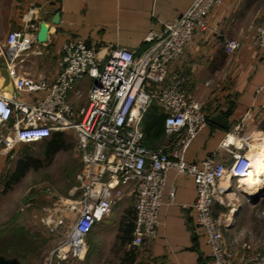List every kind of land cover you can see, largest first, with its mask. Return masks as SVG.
<instances>
[{"label":"built area","instance_id":"2783aa9c","mask_svg":"<svg viewBox=\"0 0 264 264\" xmlns=\"http://www.w3.org/2000/svg\"><path fill=\"white\" fill-rule=\"evenodd\" d=\"M224 4V0H192L185 10L164 21L160 32L152 30L146 35L149 45L144 50L113 46L103 62L82 39L67 40L61 46L58 72L50 80L29 76L16 66L19 52L38 42L31 17H23L25 29L8 32L4 42L6 67L18 95L0 89V150L10 152L18 145L71 129L80 159L76 185L67 195L56 194L50 186L41 189L52 202L43 207L52 224L50 230L63 231L66 227L44 264H52L54 258H81L87 249V235L123 197L125 187L134 212L129 247L138 248L153 240L170 170L194 184L191 207L197 231L208 249L204 264H264V245L249 256L236 258L221 231V226L227 227L231 221L227 217L222 221L212 210L215 202L223 203L227 198L230 186L222 182L236 181L248 173L258 152L241 137L226 133L198 162L184 157L190 142L207 125L209 115L188 93L186 74L176 62L195 35L208 28V14ZM250 43L264 52V16L253 27ZM239 46L235 38L224 42L228 54ZM83 77L91 79L86 104L75 107L68 101V93ZM23 93L33 100L25 99ZM254 95L262 103L253 107H264V79ZM151 107L162 115V139L156 148L145 144L143 131ZM250 115L249 111L245 118ZM240 123L243 125L245 119ZM228 134L237 143L227 142ZM223 153L228 154V162ZM168 197L174 201L175 192L171 190ZM242 247L249 245L243 243Z\"/></svg>","mask_w":264,"mask_h":264},{"label":"crops","instance_id":"0c3cea01","mask_svg":"<svg viewBox=\"0 0 264 264\" xmlns=\"http://www.w3.org/2000/svg\"><path fill=\"white\" fill-rule=\"evenodd\" d=\"M191 1L0 0V89L9 80L7 57L2 45L8 32L25 29L24 16L31 17L36 24L35 32L39 24L45 22L47 38L21 50L16 66L29 76L50 80L58 72L61 46L67 40L82 39L96 50L101 62L113 46L141 52L149 45L146 35L152 30L160 32L162 23L185 10ZM224 3L208 14V28L195 35L180 61L176 62V66L186 74L184 84L188 93L202 103L209 115L207 125L185 151L184 157L190 162H198L207 156L226 133H233L246 141L252 151L258 152L255 159L264 154V107H253L262 103L255 98L254 91L264 79V52L250 43L253 27L264 16V0H224ZM57 13L59 18L55 23L53 18ZM227 38L240 42L234 53L228 54L224 50ZM90 84L89 77L77 80L68 93V101L75 107L85 105ZM76 90L79 94L75 93ZM22 95L33 100L27 93ZM152 111L153 107L148 110L143 123ZM249 111L251 115L245 118ZM154 112L157 114V109ZM216 114L227 118V128L210 120ZM242 119H245L243 125L240 123ZM161 139L162 133L156 139L146 140L145 144L156 148ZM226 140L238 141L232 134H228ZM14 151L0 150L1 193L12 189L21 177L16 180L9 178L22 158L19 156L13 164L11 157ZM223 154L228 162V154ZM222 183L230 186L227 198L223 203L215 202L212 210L222 221L226 217L231 221L229 226H221V231L227 247L240 259L264 245V240H258L250 246L253 241L244 233V225L255 214L261 197L256 203H251L246 193H253L257 186L240 188V181L234 179ZM171 190L175 192L172 202L168 197ZM35 191L41 192L36 188L32 190ZM194 198L192 180L174 170L168 171L157 236L144 242L142 248H131L128 243L120 245L116 240L122 215L129 208L133 210L131 194L125 187L123 197L87 235L85 254L81 258L70 256L66 260L54 258L52 264H204L208 249L196 228L195 211L191 207ZM112 236L115 237L113 242L104 240ZM243 243L249 248L242 247Z\"/></svg>","mask_w":264,"mask_h":264},{"label":"rangeland","instance_id":"374dc122","mask_svg":"<svg viewBox=\"0 0 264 264\" xmlns=\"http://www.w3.org/2000/svg\"><path fill=\"white\" fill-rule=\"evenodd\" d=\"M2 48L5 50L4 44ZM61 133L63 148L50 156L44 153L46 146L42 141L16 146L12 163L19 156L23 159L30 157V163L18 184L5 193L0 192V255L16 258L22 264H44L48 251L66 228L63 231L50 230L52 224L42 207H49L51 199L43 192H32L35 188L41 190L50 186L56 194L65 196L76 185L80 159L75 152V137L71 129ZM255 210L244 225V233L253 241L250 246L264 240V194ZM104 240L113 242L115 237Z\"/></svg>","mask_w":264,"mask_h":264},{"label":"trees","instance_id":"16d2710c","mask_svg":"<svg viewBox=\"0 0 264 264\" xmlns=\"http://www.w3.org/2000/svg\"><path fill=\"white\" fill-rule=\"evenodd\" d=\"M154 110H156L155 107H153V111L150 112L149 116L147 115L146 121L143 123V131L146 135V140L148 142L152 139L158 138L162 131L163 126L160 124V120H162L161 114H155ZM43 144H45L46 150H44V153L46 156H50L52 153L58 151L59 149L63 148V138L62 133L60 132H54L46 139L42 140ZM31 158H21L19 162L16 164V168L13 172L10 173L9 178L11 180H16L20 176H22L25 171L28 168V164L30 163ZM133 210L127 209L121 218L119 233L116 237V240L118 243L124 244L129 243L131 240V234L133 229Z\"/></svg>","mask_w":264,"mask_h":264},{"label":"water","instance_id":"95a60500","mask_svg":"<svg viewBox=\"0 0 264 264\" xmlns=\"http://www.w3.org/2000/svg\"><path fill=\"white\" fill-rule=\"evenodd\" d=\"M58 18H59V15L57 13L55 14L53 18V22L57 23ZM47 30H48L47 24L45 22H41L36 32V40L38 42H44L46 40ZM3 90L7 93L13 92L15 95H18V92L13 88V85L10 79L4 85ZM210 120L223 128H227L228 126L227 118L222 116L221 114H216L212 116ZM263 194H264V180H262L261 186L257 190H255L253 193H246L247 199L251 203H256ZM0 264H22V263L20 262V260L16 258H8L6 256L0 255Z\"/></svg>","mask_w":264,"mask_h":264},{"label":"bare ground","instance_id":"6f19581e","mask_svg":"<svg viewBox=\"0 0 264 264\" xmlns=\"http://www.w3.org/2000/svg\"><path fill=\"white\" fill-rule=\"evenodd\" d=\"M240 181V188H252L257 186V189L261 186L262 180H264V154L254 159L252 168L243 177L238 179Z\"/></svg>","mask_w":264,"mask_h":264}]
</instances>
